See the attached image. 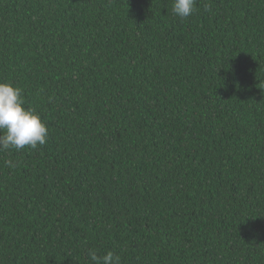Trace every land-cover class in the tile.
Returning <instances> with one entry per match:
<instances>
[{
	"label": "trees",
	"instance_id": "trees-1",
	"mask_svg": "<svg viewBox=\"0 0 264 264\" xmlns=\"http://www.w3.org/2000/svg\"><path fill=\"white\" fill-rule=\"evenodd\" d=\"M172 7L0 0V82L49 129L0 152V264H264V0Z\"/></svg>",
	"mask_w": 264,
	"mask_h": 264
},
{
	"label": "clouds",
	"instance_id": "clouds-1",
	"mask_svg": "<svg viewBox=\"0 0 264 264\" xmlns=\"http://www.w3.org/2000/svg\"><path fill=\"white\" fill-rule=\"evenodd\" d=\"M197 0H173L172 13L186 19L196 11ZM49 129L39 113L25 107L23 90L11 83L0 82V152L33 150L47 142ZM6 164L14 168L11 160ZM90 264H121L120 257L113 251L99 255L89 251Z\"/></svg>",
	"mask_w": 264,
	"mask_h": 264
}]
</instances>
